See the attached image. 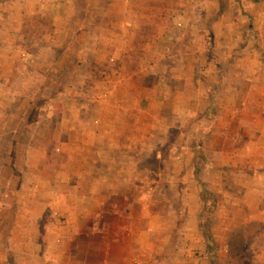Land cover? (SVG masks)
Returning a JSON list of instances; mask_svg holds the SVG:
<instances>
[{
	"label": "crops",
	"instance_id": "1",
	"mask_svg": "<svg viewBox=\"0 0 264 264\" xmlns=\"http://www.w3.org/2000/svg\"><path fill=\"white\" fill-rule=\"evenodd\" d=\"M195 7L212 20L181 33L178 15L174 34L150 2H0V264H145L161 246L139 247L141 222L159 232L162 216L141 210L160 184L143 163L162 155L165 171L168 121L198 126L203 106L216 115L196 135L202 174L247 205L261 245L240 246L243 262L264 264V0ZM206 38L210 54L193 46Z\"/></svg>",
	"mask_w": 264,
	"mask_h": 264
},
{
	"label": "rangeland",
	"instance_id": "2",
	"mask_svg": "<svg viewBox=\"0 0 264 264\" xmlns=\"http://www.w3.org/2000/svg\"><path fill=\"white\" fill-rule=\"evenodd\" d=\"M139 1L162 6L165 10L159 12V18L174 34L175 30H172L171 26L178 15L184 17L185 27L181 29V33L195 31L199 20H201L200 17L206 23L212 20L211 11L208 14H203L195 7L198 0H184V2L181 0ZM226 2L227 0H221L222 5ZM168 6L169 8H167ZM208 7L212 6L208 4ZM49 19L48 15L43 16L44 27L42 29H49ZM193 44L196 51L199 49L197 47L201 45L204 52L210 54L209 49L212 44L209 38H206L202 44ZM165 45L167 43L163 44V46ZM191 47L189 46V49ZM163 61L161 60V62ZM165 62L167 63V61ZM187 62L194 68L201 67L199 59ZM206 62L204 58V63ZM187 82L189 83V80ZM188 86L189 88L194 87L190 83ZM192 109L195 112V108ZM170 110L167 108V114H170ZM202 111L212 121L206 119L197 126L193 123L194 118H192L186 125H180L179 121H176L180 117L178 114L174 115L176 120L174 119L173 123L168 121L167 149H164L167 150V169L165 171L160 170L162 165L159 162L162 155L160 159L153 156L143 163L146 166L154 167L155 171L151 169L153 172L150 174L157 176L160 179V184L155 188L148 185L141 188L142 193L150 198V203L144 205L141 210L145 209L148 214L155 210L162 216L158 221L161 224V228H158L159 232L157 230L155 232L153 221L152 223L147 222L146 225L143 224V221L141 222L140 226L142 229L144 228V231L147 230V234L140 237L139 247L142 249V246H161V248L156 247L155 253L149 255L143 251L146 253L144 258L148 259L145 264H167V255L171 252L177 260L181 258V255L186 256L188 264H200L197 261L199 258H201L202 264H246L243 260L247 261L251 252H246L240 246L261 245L257 235L244 233L247 227H251L249 223H245L247 205L240 202L239 199L229 198L227 187L222 188L221 183L214 182L212 185L204 179L202 166L210 159L196 148L197 140H200L196 139V135L204 134L206 136L208 134V124H212L214 121L213 117L216 115V111L214 107L210 106H203ZM238 178L237 172H232L226 178L225 183L231 191L237 189ZM185 217L188 219L185 220ZM186 222L188 226L185 225ZM213 223L218 224L219 228L213 230ZM197 224L201 227V232L198 231V233L195 232ZM228 226L231 229H228ZM199 246H213L216 249L213 252L206 251L200 249ZM170 249L172 251H169ZM13 259L14 257L9 259L10 264H13ZM176 264H179V261Z\"/></svg>",
	"mask_w": 264,
	"mask_h": 264
},
{
	"label": "built area",
	"instance_id": "3",
	"mask_svg": "<svg viewBox=\"0 0 264 264\" xmlns=\"http://www.w3.org/2000/svg\"><path fill=\"white\" fill-rule=\"evenodd\" d=\"M175 25H176V28L178 29H182L184 27V23L182 22L181 19H178Z\"/></svg>",
	"mask_w": 264,
	"mask_h": 264
},
{
	"label": "trees",
	"instance_id": "4",
	"mask_svg": "<svg viewBox=\"0 0 264 264\" xmlns=\"http://www.w3.org/2000/svg\"><path fill=\"white\" fill-rule=\"evenodd\" d=\"M214 249H216V248H213V246H209V248L207 246V250H209V251H212L213 252Z\"/></svg>",
	"mask_w": 264,
	"mask_h": 264
}]
</instances>
